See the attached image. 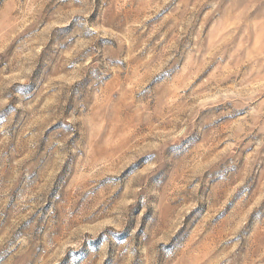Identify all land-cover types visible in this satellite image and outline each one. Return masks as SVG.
Instances as JSON below:
<instances>
[{"label": "rangeland", "instance_id": "obj_1", "mask_svg": "<svg viewBox=\"0 0 264 264\" xmlns=\"http://www.w3.org/2000/svg\"><path fill=\"white\" fill-rule=\"evenodd\" d=\"M0 264H264V0H0Z\"/></svg>", "mask_w": 264, "mask_h": 264}]
</instances>
